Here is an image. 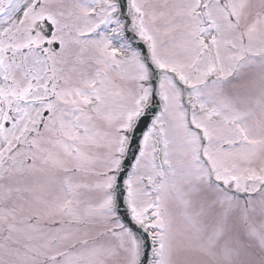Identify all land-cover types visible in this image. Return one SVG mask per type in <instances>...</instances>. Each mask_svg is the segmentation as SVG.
Instances as JSON below:
<instances>
[{"label":"snow or ice","instance_id":"6c2138e0","mask_svg":"<svg viewBox=\"0 0 264 264\" xmlns=\"http://www.w3.org/2000/svg\"><path fill=\"white\" fill-rule=\"evenodd\" d=\"M0 264H264V0H0Z\"/></svg>","mask_w":264,"mask_h":264}]
</instances>
